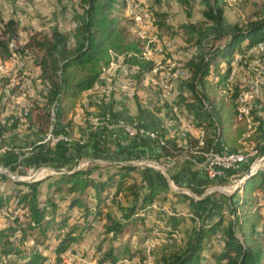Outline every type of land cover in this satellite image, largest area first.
<instances>
[{"label":"rangeland","instance_id":"rangeland-1","mask_svg":"<svg viewBox=\"0 0 264 264\" xmlns=\"http://www.w3.org/2000/svg\"><path fill=\"white\" fill-rule=\"evenodd\" d=\"M120 1L121 5L113 11V14L127 27L129 37L139 40L141 51H145L146 46L150 49L151 54L147 52L149 58L145 59L155 60L158 66L156 74H152L151 79L143 80L136 73L137 69H132L131 76L134 86L132 98L126 97L115 88L117 87V77L116 81L113 79L111 83L114 89L106 98L101 95L98 105L105 106L108 99H113L115 94L124 99L123 105L131 108L126 114L115 117L113 104L115 99L109 101L103 109L104 112L98 114L96 118L94 117V125L86 127L88 128L85 131L87 134L75 130L73 132L60 130L58 117L55 115L53 125L50 128V123L45 132L51 130L58 134H66L68 136L67 140L59 139L56 143L47 140L40 143L39 140H42L46 133L42 137H38L40 132L36 131V126L28 125V119L25 117L30 114L28 109V115L21 114L18 117L20 118L19 125L6 133L4 141L0 143V175L9 179L10 177L2 172L3 169H6L22 178L44 179L57 172L54 170L55 168L66 171L80 167H90L93 174H102L111 170L110 166H105V160L116 153L111 148V143H109L111 140H116L119 146L117 151L127 154L129 160L147 159L146 163H149L137 165L144 169H150L144 178H142L140 172L132 171V175L126 179L124 184L140 183L142 184L140 191L151 185H157L161 188V192L137 212V216L142 217L144 221L138 222L133 226L132 232L125 233L120 240L116 241V244L121 246L128 242L130 248V251L120 252L117 264H160L162 256L167 250L180 247L188 242L203 217L211 213L209 211L212 208L211 202L215 203L212 213L216 209H221L224 217L217 230L209 237L199 264H218L216 258H213L210 254L211 250L216 251L219 249L222 244L221 234L223 229L235 218L234 212L223 209L225 205L230 203L229 196L234 193L241 183L237 186L234 184L241 176L245 175L244 172L253 164L256 168L264 167V140L261 146H258L255 140V138L257 140L264 139V130L257 128L260 121L264 122V51L256 54L251 51L254 50L257 42L263 43L264 38L257 40L249 47H246L248 40H242L239 45L240 50L237 47L230 59H220L217 66L212 67L210 75L214 80H217L218 75L215 73L224 72L226 66L231 63L233 69L225 82H220L219 86L220 94H229L233 91L235 81L240 84V80L244 76L251 74L252 69L249 62H253V66H258L262 70L260 97L251 112L252 120L255 123L248 126L243 118L235 119L234 122L236 127L244 128L240 141L242 146L239 149L244 153L245 159L239 163L236 169H227L221 177H211L202 168L204 159L200 154L191 153L189 149L173 156H168L163 152L160 155L156 154L154 144H157V146H160V144L158 140L152 138L146 132L161 128L160 126H162L164 120L173 116L170 105L161 96V90L157 83L159 77L167 72L171 73L179 63L187 69L188 61L194 54L209 51L212 47L224 42L226 36L221 34L231 29L235 22L243 25L246 20L254 19L263 14L264 0H143L144 5L153 14L149 23L142 26L133 20L129 9L123 4L122 0ZM31 2L32 0H0V28L11 18L17 22L18 36L9 40L10 50L15 51L14 48L25 40L28 31H32L39 26H44L41 29L48 31L50 25H54V23L59 24L64 31L70 34L69 41L71 43L74 41L78 26L83 19V10L77 4L78 0H54V6L55 3H57V6L56 13L53 14L43 13L42 11L34 12L29 8ZM64 4L66 8L61 13L59 11L57 13V8L59 6L62 8ZM218 5H221L223 9L222 18L218 21L212 20L203 14L205 9L216 12ZM205 23L206 30L200 42H197L195 34L183 25L195 24L198 27L202 24L205 25ZM216 34L220 37L215 38ZM169 41L171 42L170 46L167 44ZM252 54L255 55L253 57L255 61L250 60L249 56ZM0 61L4 64V72L0 73V76L7 78V85H4L0 80V91L2 90L5 93L2 101L0 100L1 114L3 118L13 121L11 117L14 113H17L16 110L21 107L23 110V108L34 106L39 86L31 81L30 89L22 94L20 91L25 89L26 82L29 79L23 78L24 73H20L19 69L14 67L12 51L6 58H1L0 55ZM23 68L24 71L30 73L28 75L30 79L36 75L34 72L36 66L30 61ZM115 71L116 75H119L121 67H118V70ZM187 74L188 71L185 77L175 79L173 83L185 81ZM5 89L11 90V94L8 95L4 91ZM185 91V93L175 95L181 116V119L176 118L175 120L173 134L175 136L178 135L180 128L185 127L183 121L189 123L201 119H206L203 121L206 123L213 121L207 102H200L195 99L189 89ZM58 109L59 104L56 106L55 113ZM34 112L35 109L32 108L31 115L35 118ZM106 112H108L112 123L111 128L107 124L97 123L98 119L100 120L101 116H105ZM75 114L74 112L73 115ZM85 116L87 117L86 114ZM119 120L133 124L137 129L135 136H128L122 128L125 135L119 137L117 130L121 127L118 125ZM63 122L65 123L66 120ZM206 126L203 129V138L205 139L210 133L217 139L215 136L217 130L210 126L206 128ZM185 129L188 130L189 135H192L189 127H185ZM247 135L253 137L251 142L244 138ZM178 140H181L179 136ZM195 171L199 172L198 181H195L190 175ZM116 178L105 200L106 204H104L101 213L96 218L91 219L90 225L87 226V223L81 217L78 219L79 209L77 207L73 208L69 221L60 232L63 233L72 222L78 219L77 229L73 232V236H76L77 239L68 243L69 246L61 252L58 261L54 252L49 249L45 250L44 254H47L45 264H98V253H95V249L98 246L99 239L103 238L106 222V218L101 214L107 210L116 212L118 204L124 202V193L129 194V191L123 186L120 194L112 199L117 183ZM181 178H187L188 183H184V180L181 181ZM163 184H167L168 189H163ZM215 185L226 186L229 192L227 194L218 190L209 192L208 188ZM254 192L260 194L258 206L262 219L259 222L258 230L264 232V199L261 198L264 190L255 188ZM61 197H63V194H61ZM204 197L208 199L207 202H200V198ZM93 199L91 197V200ZM149 205H154V207L148 208ZM23 210L22 205H17L12 208V214H19L22 217ZM11 216L6 208H2L0 210V227L11 224ZM80 230H82L81 235H79ZM262 241L264 244V239ZM52 242H56V239ZM108 244L109 240L104 239L101 250L106 249ZM22 246L28 248L36 246L41 249L38 245H34L30 239L23 242Z\"/></svg>","mask_w":264,"mask_h":264},{"label":"trees","instance_id":"trees-1","mask_svg":"<svg viewBox=\"0 0 264 264\" xmlns=\"http://www.w3.org/2000/svg\"><path fill=\"white\" fill-rule=\"evenodd\" d=\"M78 4L82 7L83 19L72 43L69 41L70 34L67 31L53 25L48 31L42 29L28 31L25 40L14 48L24 59L38 68V72L32 78V82L39 86L32 107L35 109V118L31 115V107L30 114L25 116L28 125H35L36 131L40 132L38 137L46 133L45 129L51 123L52 105L60 104L61 114L66 116L74 107L78 95L95 84L103 67L113 58L121 55L124 64L136 66V73L141 78L153 66L152 60L141 57L139 40L130 38L127 27L113 14L121 5L120 0H78ZM222 11L221 5H218L216 12L205 9L203 14L218 21L222 18ZM183 25L195 34L197 42L201 41L206 23L198 27L195 24ZM221 35L226 36L224 42L189 59L188 75L184 81L192 96L200 102H207L210 107L213 121L197 124L207 125L206 128L214 127L217 130L215 134L217 139L210 133L205 137L201 145L203 150L218 149L219 141L232 150H238L241 146L237 142V137L229 133L238 113L236 99L242 86L235 81L232 92L219 93L220 82H225L233 69L231 63L226 66L224 72L215 73L218 75L217 80L210 75L212 67H216L220 59H230L237 47L240 50L242 40L247 39L246 47H249L264 38V13L246 20L243 25L235 22L231 29ZM17 36V22L11 18L0 28L1 58L10 55L9 40ZM214 37L220 36L216 34ZM0 80L7 85V78L0 76ZM4 96L5 93L1 90V101ZM18 119L10 121L3 118L0 109V143L4 141L6 133L17 127ZM65 128L66 125L61 126V129ZM257 128L264 130L261 123L257 124ZM163 129L164 127H161V130ZM188 143L194 146L197 140L188 136ZM161 149L166 155L173 156L189 148L188 145L179 144L178 135H172L165 139ZM105 166H110L111 170L102 174H93L90 167H80L55 172L44 179L13 180V186L0 191V210L6 208L12 215L11 224L0 227V264H45L47 254H44V251L47 249L55 253L58 261L61 252L69 246L68 243L77 239L73 232L77 229L78 219L81 217L88 226L91 219L101 213L115 177L117 183L112 199L120 194L123 186L129 194L124 193V202L118 204L116 212L107 210L101 214L106 218V222L103 238L99 239L95 253H98V264H117L120 252L130 251V248L128 242L121 246L116 244V241L125 233L132 232L133 226L138 222L144 221L142 217L137 216V212L157 196L161 188L151 185L140 191L142 188L140 183L124 184L132 175V171L140 172L144 178L150 169L127 162ZM163 186V189H168L167 184ZM255 188L264 190V167L242 180V185L229 196L230 203L223 208L234 212L235 218L223 229L219 249L211 250L210 255L216 258L218 264H264L262 241L264 232L258 230L262 214L258 206L259 194L254 192ZM91 197L94 199L91 200ZM261 198L264 199V194ZM207 200L204 197L199 201ZM17 205L24 208L22 217L19 214H12V208ZM74 207L79 209L78 219L61 233ZM223 217L221 209H216L215 212L203 217L188 242L167 250L160 264H199L209 237L217 230ZM81 233L82 230L79 235ZM106 238L109 240L108 247L101 250V244ZM27 239L32 240L33 244L41 249L36 246L30 248L22 246ZM55 239L56 242H52Z\"/></svg>","mask_w":264,"mask_h":264},{"label":"built area","instance_id":"built-area-1","mask_svg":"<svg viewBox=\"0 0 264 264\" xmlns=\"http://www.w3.org/2000/svg\"><path fill=\"white\" fill-rule=\"evenodd\" d=\"M123 4L129 9V12L131 13V16L133 20L140 24L141 26L145 23H149V21L152 18L153 12L144 5L143 0H122ZM168 46L171 45V42H167ZM145 51H141V57L148 59L147 52L151 54L150 49L146 46ZM147 50V51H146ZM13 61H14V67L16 69H22L24 66V61L19 57L18 54H16V51H13ZM252 53H259L264 51V42H257L256 47L254 50H251ZM256 51V52H255ZM122 56L118 55L117 57L113 58L109 64L105 67H103V71L99 78L104 79L107 83L98 85L99 91L101 95H103L104 98L110 95L112 92V89H114V86L112 85V81L114 78L117 77V88L120 92H122L126 97L132 98L134 95V86H133V78L131 76L132 68L133 66H128L121 62ZM154 63L150 71H148L149 74H156L158 70V66L156 65L155 60L153 59ZM255 61V60H253ZM252 72L248 76H244L240 80V85L242 86L241 90L238 93L237 96V116L236 119H244L247 122V125L254 124L255 122L252 120L253 116L251 115L252 110L255 108L257 104V100L260 97V87H261V73L262 70L258 66H253V62H249ZM4 64L0 61V73L4 72L3 70ZM118 67H121V73L119 75H116V69ZM187 72V69L184 68L183 64L179 63L176 65V68L171 72H167L163 75H161L157 81L160 90H161V96L165 102H167L172 110L173 116L170 118H166L162 124V127H164L163 130L161 128L152 130L148 133L152 138H155L158 140L160 146L165 142V139L167 137H170L174 134V124L176 118L181 119L179 108L176 102V98L173 95V87L174 83L173 81L175 79L185 77V74ZM98 78V79H99ZM30 83L31 80H28L25 85V89L21 91L22 94H25L30 89ZM8 95H10V90L5 89L4 90ZM12 97V95H11ZM58 104H54L51 107V126L53 125L54 116L56 115L55 109ZM28 109L29 108H23L22 107L17 111V113H14L11 117V120H15L18 118L21 114L28 115ZM98 124H107L108 127H112V123L110 122L109 114L106 112L105 116H101L100 120L98 119ZM183 125L188 124V122H182ZM118 125L124 128L125 132L128 136H135L137 133V129L133 124H128L124 120H119ZM49 128V130H50ZM142 131V130H141ZM188 130L185 129V127L180 128L178 132V136L181 140H179V144L183 146H187L189 148V151L191 153H197L200 154L203 157V163L202 168L203 170L209 175L213 177H221L224 175L225 171L227 169H236L239 166V163L244 161L245 155L244 153L238 149V150H232L229 149L226 145L223 143L219 144L218 149L210 148L208 150L201 149V145L204 142L203 138V129H200V134L195 136L194 138L197 140V144L192 146L188 143V136H191L187 132ZM249 134V133H248ZM249 136V135H247ZM59 139H68V136L66 134H58L54 131L46 132V136L39 140L40 143H43L47 140H50L51 143H56ZM148 161L147 159H134L129 160L127 163H131L134 165H141V164H149L146 163ZM250 168L257 171L259 168H256L255 164H253ZM244 176V175H243ZM243 176H241L240 179H238L234 185H238L241 181ZM239 187V186H238ZM209 189V192H213L215 190L221 191L225 194L229 192V189L226 186L222 185H215L212 186ZM152 203V202H151ZM150 203V204H151ZM152 205V204H151ZM149 205L148 208L154 207ZM150 210V209H149ZM152 210V209H151ZM148 211V210H147ZM169 229L170 226H168ZM172 232V231H171ZM172 234V233H171Z\"/></svg>","mask_w":264,"mask_h":264},{"label":"crops","instance_id":"crops-1","mask_svg":"<svg viewBox=\"0 0 264 264\" xmlns=\"http://www.w3.org/2000/svg\"><path fill=\"white\" fill-rule=\"evenodd\" d=\"M56 4L57 3H55V6H54V0H32V2L29 5V8L32 9L34 12L35 11H42L43 13L53 14V13H56L55 12V9H56V6H57ZM60 7L61 6H59L57 8V10H56L57 13H58V11H59V13H61L62 10H64L66 8V5L64 4V5H62V8H60ZM54 25H57L61 30H64L63 28L60 27L59 24L54 23ZM52 26L53 25H50V27H52ZM43 27L44 26H39L36 29H41ZM244 52H245V50H244ZM18 55L24 61V65H26L29 62V60L24 59L20 54H18ZM254 56L255 55H253V54L251 56H249L250 57V60H253V57ZM121 62H123V59L121 60ZM134 68H136V66H133L132 69H134ZM116 70H118V68ZM19 72L20 73H24L23 74V78L26 77V79H29V80L32 81V77L30 79L29 76H28L30 73L24 71V68L20 69ZM34 72L35 73L38 72V68L37 67H36V70ZM147 78H150L151 79L152 78V74H149L148 72L144 73V75L142 76V79L143 80H145V79L147 80ZM114 81H116V78H114ZM105 83H107V82L104 79L99 78L91 88H88V89L83 90L78 95V97L75 99V105H74V107L71 109V111L66 116H62V114H61V105L59 104V109L57 111V117H58V125L60 126L59 127L60 130H62L64 132H73L75 130L76 132H83V134H87L85 131L88 128H86V127H90V126H93L94 125V120L97 117V115L100 114V113H103L104 112L103 109L105 108V106L107 105V103H109V101L110 102L113 101V99H115L113 101L114 109H115V111H114V114L115 115L114 116L117 117L118 115H124V114H126V112L131 107L130 106L123 105L122 102H123L124 99L119 98L115 94L113 95V99H108V101H107V103H106L105 106L104 105H98V102H99V100L101 98V93L99 91L98 85L105 84ZM185 90H188V88L186 87L185 82L184 81H176L175 84H174L172 93H173L174 96L175 95H180L182 93H185L186 92ZM74 112L76 113L75 115H73ZM84 112L87 115V117L85 116ZM257 118H259V117L257 116ZM19 120H20V118L18 119V121ZM64 120H66L65 123L63 122ZM205 120L204 119H201V120H198V121L193 122V123H189L188 122V124L185 125V127H189L190 128L189 131L192 134L191 137L194 138L195 136L199 135L200 129H205V126L204 125H198L197 124L198 122H203ZM62 123H64V124H62ZM260 123L264 127V122L260 121ZM17 125H19V123ZM63 125H66V128L65 129H61V126H63ZM160 127H162V126H160ZM122 128L123 127H120V128L117 129L118 130V133H119L118 134L119 137L125 135V132L123 131ZM243 131H244V128L243 127L242 128H238V127L235 126V123H234L232 125V127L230 129V133H229L231 136L237 137V142L240 143L241 146H242V143L240 141L242 139ZM244 138L247 139L249 142H251L252 139H253L252 136L251 137L249 136V138H246V136H245ZM255 140L257 141L258 146H261V144L263 143L262 141L264 139L261 138V140H259V139L257 140L255 138ZM109 143H111L110 146H111L112 149H114L116 151V153L113 154L111 158L105 160L106 161V164H113V163H116V162H127V161H129L127 154H124V152L120 153L119 151H117V149L119 148V146H118V143L116 142V140H113V141L111 140ZM221 143L222 142L219 141L218 144H221ZM154 146H155L154 147L155 153L160 155V153L162 152L161 147L160 146H157V144L156 145L154 144ZM241 146H240V148H241ZM228 148L231 149L230 147H228ZM99 174H101V173H99ZM198 174H199V172L198 171H195L194 173H192L190 175L192 176L193 179H195V181H198L199 180V175ZM181 181H183L184 183H188V179L187 178H184ZM13 185H14V182H13L12 179L11 180L10 179H6L4 176H1L0 175V191H3L5 189H8V188H10ZM203 203H205V202H203ZM214 205H215V203L214 202L213 203L211 202L212 208L214 207ZM212 208L209 209V211L211 213L213 211Z\"/></svg>","mask_w":264,"mask_h":264},{"label":"water","instance_id":"water-1","mask_svg":"<svg viewBox=\"0 0 264 264\" xmlns=\"http://www.w3.org/2000/svg\"><path fill=\"white\" fill-rule=\"evenodd\" d=\"M76 169H77V168H76ZM54 170L57 171V172L64 171V170H62V169H60V168H55ZM2 172H3L4 174H6L7 176H9L12 180H17V181H27V180H33V179H34V177H31V178H22V177H19L16 173H12V172H10V171H8V170H6V169H3ZM254 172H255L254 169H252V168H248V169L246 170L245 175L243 176L242 180H244L246 177H248L249 175L253 174ZM240 183H241L240 185H242V181H241ZM237 187H238V186H237ZM200 199H202V198H200Z\"/></svg>","mask_w":264,"mask_h":264}]
</instances>
